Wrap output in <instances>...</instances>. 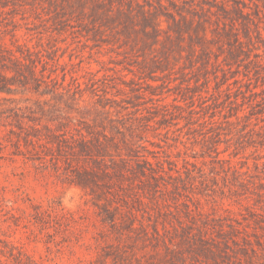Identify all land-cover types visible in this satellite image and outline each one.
I'll use <instances>...</instances> for the list:
<instances>
[{"label": "rangeland", "instance_id": "374dc122", "mask_svg": "<svg viewBox=\"0 0 264 264\" xmlns=\"http://www.w3.org/2000/svg\"><path fill=\"white\" fill-rule=\"evenodd\" d=\"M0 264H264V0H0Z\"/></svg>", "mask_w": 264, "mask_h": 264}]
</instances>
